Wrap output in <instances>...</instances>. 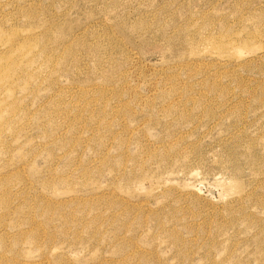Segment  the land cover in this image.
<instances>
[{"label":"rangeland","instance_id":"374dc122","mask_svg":"<svg viewBox=\"0 0 264 264\" xmlns=\"http://www.w3.org/2000/svg\"><path fill=\"white\" fill-rule=\"evenodd\" d=\"M0 264H264V0H0Z\"/></svg>","mask_w":264,"mask_h":264}]
</instances>
